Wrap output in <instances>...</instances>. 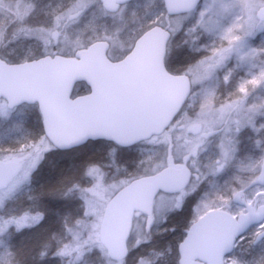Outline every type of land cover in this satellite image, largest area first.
Returning a JSON list of instances; mask_svg holds the SVG:
<instances>
[{
    "label": "snow or ice",
    "instance_id": "6c2138e0",
    "mask_svg": "<svg viewBox=\"0 0 264 264\" xmlns=\"http://www.w3.org/2000/svg\"><path fill=\"white\" fill-rule=\"evenodd\" d=\"M0 264H264V0H0Z\"/></svg>",
    "mask_w": 264,
    "mask_h": 264
}]
</instances>
